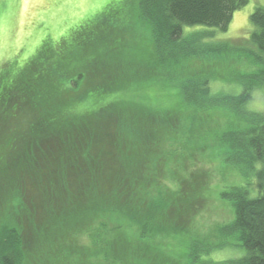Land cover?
I'll return each mask as SVG.
<instances>
[{
	"label": "trees",
	"instance_id": "trees-1",
	"mask_svg": "<svg viewBox=\"0 0 264 264\" xmlns=\"http://www.w3.org/2000/svg\"><path fill=\"white\" fill-rule=\"evenodd\" d=\"M137 3L131 20L109 8L44 42L22 69L1 70L0 264L176 263L162 242L185 238L187 219L208 205V134L198 131L217 108L235 120L211 139L217 158L255 176L222 194L235 218L220 232L246 250L232 264H264V113L249 109L264 66L239 96L211 91L251 47L264 53V6L248 40L206 42L184 29L225 32L249 1ZM146 26L150 54L139 43ZM164 96L169 109L154 110Z\"/></svg>",
	"mask_w": 264,
	"mask_h": 264
},
{
	"label": "rangeland",
	"instance_id": "rangeland-1",
	"mask_svg": "<svg viewBox=\"0 0 264 264\" xmlns=\"http://www.w3.org/2000/svg\"><path fill=\"white\" fill-rule=\"evenodd\" d=\"M249 3L236 12L228 30L223 32L207 26H193L184 29V36L190 33H201L206 36V42L248 40L254 30L250 22L256 8L264 6V0H248ZM137 0H0V72L10 66L22 69L34 57L46 41L59 42L69 37L77 28L88 21L101 17L107 9H118L122 16L127 12V20L135 13ZM125 12V13H123ZM130 16V18H129ZM122 18V17H121ZM123 19V18H122ZM128 22V21H126ZM129 23V22H128ZM149 26L142 29L140 49L143 54L152 52V39ZM255 56L242 55L236 59V64L224 71V79L211 82L214 95L224 94L239 96L244 92L249 76L256 74L264 66L255 62L256 56L264 59V53L251 47ZM151 59L150 55H147ZM117 96H107L105 101L113 102ZM143 101L138 98L137 101ZM162 100L155 102L154 110L169 109ZM252 111L264 113V91L253 92V100L249 105ZM202 119L207 118L208 124L201 134H208L206 146V161L204 169L209 171L212 182L206 192L207 207L199 212L194 219H187L189 234L183 237L168 239L162 242L161 250L165 256L177 260L174 264H232L246 256V250L238 247L240 242L236 236H222L221 229L234 221L235 214L231 202L223 199L222 194L247 181L254 182L255 176H244L240 169L224 158L218 157V151L213 149L211 139L215 141L223 133L230 131L233 119L223 109L205 112ZM206 120V119H205ZM200 145L202 141H198ZM194 169L189 171L192 173ZM100 232V231H99ZM102 239L104 234L100 233ZM81 242L91 247L90 238L84 236ZM208 251L209 253H205Z\"/></svg>",
	"mask_w": 264,
	"mask_h": 264
}]
</instances>
